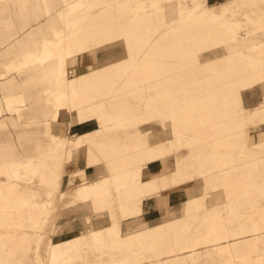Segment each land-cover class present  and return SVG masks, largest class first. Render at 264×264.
<instances>
[{
  "label": "bare ground",
  "instance_id": "obj_1",
  "mask_svg": "<svg viewBox=\"0 0 264 264\" xmlns=\"http://www.w3.org/2000/svg\"><path fill=\"white\" fill-rule=\"evenodd\" d=\"M1 1L2 12L9 15V27L4 29L0 41V114H7L0 117V129L6 125L20 127L16 133L18 137L21 128L37 126L39 115L49 119L50 129L61 119L68 126L66 135L61 141L53 133L49 134V158L59 161L56 150L62 144V147L66 146V159L75 167L97 162L101 166L97 175L102 183L88 185L90 180L73 168L68 173L57 174L56 169H51L44 160L24 155L17 157L0 146V264H55L52 259L58 261L61 257L57 252L72 249L78 251L73 254L83 258L86 252L76 248L79 243L94 244L96 241L103 246L113 245L126 229L125 226L119 229L102 227L112 217L105 198L99 196L104 191V184L114 183L120 190L114 201L118 202L120 195L128 196L127 204L122 205L124 213L138 211L131 201H136L144 188L129 184L120 174L132 159L142 162L145 155L149 156L153 162L142 164L143 170L153 174L148 183L152 187L164 186L156 180L159 163L165 155L164 142L155 128L143 129L142 123L146 120L157 123L162 132L165 126H171L178 147H182L187 130L211 138L214 144L224 143V133L233 121L231 118L229 122L221 120L223 110L218 102L209 101L208 97L214 94L205 91L203 82L213 73L224 82L225 88L251 85L256 77V64L249 57L239 65L221 58L225 49L237 54L239 48L230 44L232 31L218 13L205 16L173 6L155 7L153 11L135 13V24H129L119 22L114 9L124 6L128 0H76L74 10L68 6L71 0ZM17 4L19 8L12 9ZM15 19L36 23L24 34L27 38L19 37V29L12 26ZM88 38L104 41L97 40L92 50L86 44ZM256 39L253 33L247 32L238 44L256 43ZM16 57H22L23 63L15 68L5 62ZM167 85L191 91L201 88L203 99L197 104V112L192 108L194 98L189 92L184 97L169 96L163 91ZM16 88L19 93L13 95ZM126 90L145 99V115L127 102ZM49 98L52 109L42 111L47 107L44 101ZM258 104L262 108L261 100ZM229 115L226 113L227 118ZM128 122L133 126L127 128ZM134 126L136 128L131 129ZM245 126L236 123V134L239 135ZM117 127L126 129L122 133L133 149L130 155L125 149L129 148L128 144L115 131ZM22 137L24 135L18 140ZM148 141H153V145ZM249 152L253 155L254 150ZM165 157L169 159L168 154ZM62 161L66 162L63 157ZM257 168H260L259 163L252 161L251 169ZM20 169L24 171L20 172ZM35 171L46 175L45 184L53 181V193L46 186L42 191L54 195L66 212L85 209L91 213L90 217L82 218L79 214L71 215L70 218L81 219L79 233L70 238L55 239L51 234L61 229L62 220L68 227L69 216L62 215V207L47 208L45 200L30 183L18 190L19 182L29 179H24L25 173ZM244 180L249 183L252 178L245 176ZM199 185L198 181L182 182L178 187L166 189L158 199L162 224L167 227L159 223H148L143 227L140 234L153 241V246L148 249L153 258L159 256L160 259L145 264H180L191 259L193 248L183 250L186 253L183 256L174 255L162 260L177 249L164 228L173 227L169 221L172 202L192 194ZM239 191L238 186L231 183L230 194L237 195ZM92 192L96 194L95 198ZM14 209L20 221L18 216L9 215ZM40 214L50 216L39 221L34 215ZM74 221L72 219L76 224ZM238 227V232L224 227L217 232L211 228L202 238L211 242L210 251L221 256L225 264H231L232 260L241 264H263L264 258L254 255L259 250L254 242L258 238H253L254 243H250L251 235L245 233V225ZM251 227L255 229L252 221ZM27 228L34 232H24ZM131 228L136 230L138 226L134 224ZM183 229H186L185 225ZM131 259L120 256L115 264H127L126 261Z\"/></svg>",
  "mask_w": 264,
  "mask_h": 264
},
{
  "label": "rangeland",
  "instance_id": "obj_2",
  "mask_svg": "<svg viewBox=\"0 0 264 264\" xmlns=\"http://www.w3.org/2000/svg\"><path fill=\"white\" fill-rule=\"evenodd\" d=\"M75 1L68 2V6L72 10L75 8ZM164 6L181 8L194 14L202 13L205 16L218 13L222 22L232 31L233 36L229 40L230 44L239 48L237 54H231L228 49H225L221 53V58L232 60L238 65L244 63L247 57L252 58L256 64L255 80L251 85L245 84L243 87L225 88L223 86L224 82L218 80L213 73H210L203 82V85L206 86L205 91L209 90L214 94L212 97H208L209 101L218 102L223 110L221 120L229 122V118H231L233 121V124L224 133V143L214 144L211 138L187 130L183 135L182 147H178L174 143V130L171 126H165V131L162 132L157 123L144 121L141 125L143 129L151 130L155 128L157 130L159 138L164 142L165 155L168 154L169 156L167 160L164 155L162 162L159 163V176L156 179L164 186L152 187L148 183L153 174L150 170H143L142 164L153 162L149 156L145 155L142 162L137 161V158L132 159L120 174L129 184L144 188L142 189L144 193L136 201H131L132 207H136L138 211L135 214L122 211L123 203L127 204L129 198L126 195H120L118 196V202L114 201V198L120 192L114 183L104 184V191H101L99 195L103 199L105 198V205L110 210L105 208L112 214V217L108 218L102 227L119 229L125 226L126 229H124L123 234L118 237L113 245L108 244L109 246H103L96 241L94 244L90 243L91 245L86 242L79 243L76 248L86 252L83 254V258L73 254L78 252L76 249L63 252L61 250L57 252L61 254L58 261L52 259L55 264H115V260L119 259L120 256L125 259L132 258L129 262L125 260L127 264H145V262L152 261L155 258H157L155 260H160L159 256L153 258L148 249L153 246V241L140 233L143 232L145 229L143 227H146L148 223H159L162 227H167L162 224L163 216L158 204V199L166 189L178 187L182 182L197 181L200 182L198 190L183 198H176L170 205L169 221L173 224V227L164 229L169 234V241L177 249L173 254L169 253L162 260H168L174 255L183 256L186 254L183 250L193 248L191 259L184 260L180 264H225L221 256H217L210 251L211 242H205L202 236L206 235L211 228L217 232H221L223 227L232 232H238L239 224L245 225V233L251 235L250 243L256 242V246L259 248L258 253L254 254L255 257L260 255L261 258H264V131L262 130L264 123V0H128L124 6H116L114 9L119 22L135 24L133 19L135 13L141 10L153 11L155 7ZM247 32L254 34L257 38L256 43L249 42L239 45L238 40ZM84 33H86L85 30ZM97 40L104 41L102 38H88L86 44L94 50ZM5 62L13 64L12 68H15V66L22 64L23 60L22 57H16L8 58ZM163 91L169 96L179 95L181 97L189 92V95L194 98L192 108L195 112L198 110L197 104L203 99L201 88L191 91L167 85L163 88ZM18 93L19 89L16 88L13 95ZM126 95L127 102H130L142 115H145V99L137 97L132 90H126ZM259 100L262 102V108L258 104ZM44 104H47V107L42 111H45V109L51 110L53 107L50 98L44 101ZM226 113L232 116L229 115L227 118ZM6 115L5 112H2L0 117ZM67 118L71 119V115H68ZM37 121V126H30L19 132V138L24 135L20 140H18L16 134L20 127L12 128L10 125H6L1 128L0 146L17 157L24 155L34 160H44L47 164L49 163L51 169H56L57 174L68 173V170L73 168L79 170L80 174L83 173L90 180L87 182L88 185L93 184L95 186V184L102 183V179L97 175V171L101 169L97 162L75 167L71 160L66 159V146L62 147V144L56 150L59 154V161L49 158V154H47L50 147L49 134L53 133L62 141V138L66 135L67 124L63 123L61 119L56 120L50 129L49 119L39 115ZM236 123L246 125L245 129L240 134L238 133L239 135L236 134ZM126 126L128 128L133 125L128 122ZM134 128L136 126L131 129ZM115 131H117L119 138L129 146L128 139L122 133L126 129L122 130L117 127ZM148 143L151 146L153 145V141H148ZM170 146L177 150L172 149ZM125 149H128V153L133 151L130 146ZM250 150H254L253 155L250 154ZM62 157L66 162L62 161ZM254 160L259 163L260 168L252 170L251 162ZM23 171V169H20V172ZM27 174L25 173L24 179H29H26V181L21 180L18 184V190L29 186L30 183L32 189L45 200L47 208L62 207V204L58 203L59 201L54 195L47 194V196L42 191L46 186L53 193V181L50 184H45L46 175H41L38 171L27 172ZM245 176H251L252 180L245 183ZM231 183L240 189L237 195L230 194ZM91 194L94 198L96 197L95 193L92 192ZM79 212L74 210L66 212L62 207V215L69 216V226L67 227L65 222L63 223L64 220H62L61 229L55 233L50 231L51 236H54L55 239L60 237L70 238L73 234L79 233V227L82 226L81 219L70 218L71 215L79 214L81 218L91 216V213L85 209ZM16 213L17 211L14 209L9 215L15 218L18 216ZM34 216L42 221L43 218L50 215L40 214ZM17 218L19 221L21 220L19 216ZM72 219H75L74 223L76 224L72 223ZM251 221L254 223L255 229H252ZM134 224L138 226L136 230L131 228ZM184 225L186 229H183ZM24 232L31 234L34 231L27 228ZM197 236L200 237L197 238ZM253 238H258V240L254 241ZM191 245L192 247H190ZM144 247L147 249H144ZM231 264L241 263L232 260Z\"/></svg>",
  "mask_w": 264,
  "mask_h": 264
},
{
  "label": "crops",
  "instance_id": "obj_3",
  "mask_svg": "<svg viewBox=\"0 0 264 264\" xmlns=\"http://www.w3.org/2000/svg\"><path fill=\"white\" fill-rule=\"evenodd\" d=\"M19 8V5H13L12 9H18ZM9 18V15L2 12V1L0 0V41L3 40V37H4V32L6 30H4L6 27H9V22H7ZM34 23H31V22H27V23H22L21 21H18L15 19V21H13V27H16L17 29H19L20 31V35L19 37H24V38H27L24 34L26 32L29 31V29H31L34 25H32ZM27 41V40H26ZM24 81V80H23ZM38 103H36L35 105H37ZM22 130H26V128H22L20 131Z\"/></svg>",
  "mask_w": 264,
  "mask_h": 264
}]
</instances>
